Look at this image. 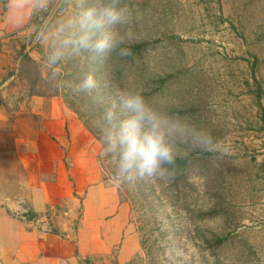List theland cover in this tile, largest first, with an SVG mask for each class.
<instances>
[{"label": "rangeland", "instance_id": "1", "mask_svg": "<svg viewBox=\"0 0 264 264\" xmlns=\"http://www.w3.org/2000/svg\"><path fill=\"white\" fill-rule=\"evenodd\" d=\"M121 6L128 12L123 44L153 43L142 64L111 56L95 63L84 53L48 65L50 41L42 34L75 11L73 0H50L27 26L0 37V199L27 205L25 176L7 154L5 133L18 112L34 109L32 97L40 96L29 95L42 94L58 102L61 115L88 127L100 146L98 172L75 178L77 188L54 210L58 233L76 237L91 185L111 188L126 210V220L121 211L109 224L114 236L125 221L110 250L79 256L80 264H120L127 236L134 249L124 264H216L201 260L203 249L220 264H264V0H121ZM21 53L35 63L21 61ZM89 71L102 83L95 99L71 87ZM121 90L138 91L162 113L189 123L174 137L178 158L189 159L186 169L164 180L113 185L114 160L102 155L97 121ZM199 133L210 137L207 149L191 144Z\"/></svg>", "mask_w": 264, "mask_h": 264}, {"label": "crops", "instance_id": "2", "mask_svg": "<svg viewBox=\"0 0 264 264\" xmlns=\"http://www.w3.org/2000/svg\"><path fill=\"white\" fill-rule=\"evenodd\" d=\"M33 12L21 9L14 13L9 0H0V37L27 26ZM31 104L34 109L25 116L18 112L5 133L10 136L6 138L7 154L25 176L27 205L19 199H0V264H80L79 256L110 250L121 237L125 221L114 236L109 224L121 211L126 220V210L111 188L91 185L76 237L58 233L54 207L71 197L77 188L75 178L98 172L100 146L76 117L61 115L55 99L32 97ZM35 115L40 121L34 120ZM4 122L1 118L0 125ZM28 212L35 219H26ZM133 249L134 237L127 236L119 251L120 264Z\"/></svg>", "mask_w": 264, "mask_h": 264}, {"label": "clouds", "instance_id": "3", "mask_svg": "<svg viewBox=\"0 0 264 264\" xmlns=\"http://www.w3.org/2000/svg\"><path fill=\"white\" fill-rule=\"evenodd\" d=\"M50 0H9L10 11H33L47 8ZM75 11L60 19L54 28L42 34L49 42L46 57L55 68L84 53L95 63H101L113 53L130 55L122 48L125 36L120 27L127 23L128 12L121 0H73ZM59 75L58 73L56 74ZM107 87V83L103 84ZM75 93L94 99L101 96L102 83L94 71H89L79 83L72 85ZM189 123L162 113L138 91L121 90L97 121L101 128L102 155L114 160L112 183L116 187L134 184L140 179L164 180L171 176L180 155L174 137L183 136ZM210 137L199 133L190 138L193 146L207 149Z\"/></svg>", "mask_w": 264, "mask_h": 264}, {"label": "trees", "instance_id": "4", "mask_svg": "<svg viewBox=\"0 0 264 264\" xmlns=\"http://www.w3.org/2000/svg\"><path fill=\"white\" fill-rule=\"evenodd\" d=\"M153 43H149V42H141V43H133V44H122L121 47L122 48H127L130 50V55H126V56H120V55H117L116 53H113L111 55V58L113 57H116L118 59H120L121 61H123L125 64H129V65H135L136 63H141L142 64V60H143V57H144V54L147 52V50L152 47ZM20 59L21 61L27 63V62H31V63H35L33 60H31L28 56H25L24 54H20ZM165 83V80H160L159 81V88L162 86V84ZM256 83V81H255ZM257 85V83H256ZM258 91H261V88L260 86H257V89L255 91V96H256V99H257V103L258 105L260 106V99H261V96H260V93ZM29 96H40V97H43L42 94H30ZM62 111V110H61ZM64 117H67L65 116V114L63 115ZM86 129L88 130L89 128L86 127ZM89 133H92V131H90V129L88 130ZM188 162H189V159L188 157H184V158H177L176 160V163H175V166H174V169L172 170V173L177 171V170H180L183 171L184 169L187 168V165H188ZM59 208L58 205H56L54 207L55 210H57ZM25 217L26 219L28 220H32V219H35V216L31 213H27L25 214ZM225 238L222 237V238H215L214 240V247L215 248H218L220 247L224 242H225ZM204 242V241H203ZM206 243V242H205ZM204 244V243H203ZM209 248V247H207ZM77 254V252H76ZM200 256H201V260L204 261V260H208L210 257L213 258V261L216 263V264H220V260L218 258H216V253L215 252H210V253H207L204 249L203 251L200 253Z\"/></svg>", "mask_w": 264, "mask_h": 264}]
</instances>
